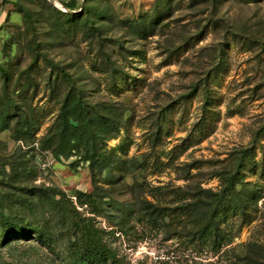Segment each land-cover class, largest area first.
Masks as SVG:
<instances>
[{
    "label": "rangeland",
    "instance_id": "obj_1",
    "mask_svg": "<svg viewBox=\"0 0 264 264\" xmlns=\"http://www.w3.org/2000/svg\"><path fill=\"white\" fill-rule=\"evenodd\" d=\"M63 1L0 12V264H264V0Z\"/></svg>",
    "mask_w": 264,
    "mask_h": 264
},
{
    "label": "trees",
    "instance_id": "obj_2",
    "mask_svg": "<svg viewBox=\"0 0 264 264\" xmlns=\"http://www.w3.org/2000/svg\"><path fill=\"white\" fill-rule=\"evenodd\" d=\"M52 1V0H49ZM8 4V0L4 1V5ZM62 5L65 7V11H61V10H56V13L58 15V20H62L63 18L66 19V22L69 24H72L73 22H75L76 24L79 22H83L81 24V26L83 27H89L90 29H93V26H89L92 25L91 22H89V18H88V14L89 11L86 8V6L82 5L81 0H68V1H63ZM67 11V12H66ZM20 12H23L22 10H20ZM85 17V19L83 18ZM83 18V19H82ZM82 20V21H81ZM78 25V24H77ZM94 31H96V29H93ZM8 58V57H7ZM5 59L4 62L9 63L10 61H8V59ZM4 63H2L0 61V76L1 78H3L4 76H6L7 72L6 69L4 68ZM6 86V85H4ZM19 110L14 103L9 102L8 105H6V112L5 114L3 112H0V120L2 122L3 125L7 124L9 122V115L11 113H13V111ZM14 111V112H15ZM15 117H19L20 115L16 114L13 115ZM104 151V150H103ZM100 152H102V150H100ZM107 153V151H104ZM97 150L95 149V146L93 145V147H89L88 151L86 150V152H80V157L82 158V156H85V159H87V161L91 162L94 161V156L97 155ZM77 199H78V203H80L81 205L86 204V198H89L90 196L86 193H81L78 192L77 193ZM11 220L8 219H1L2 222V227L4 228V230L2 231V237L7 236L10 233H18V234H23V236L28 237L31 236L30 234L23 232L19 229H7L8 224H13L10 222ZM30 228L32 229L33 233L32 235H36L38 234L39 236H42V232H44L43 230L46 228L45 225L41 224L40 222L37 223H32L30 225ZM76 235H77V240H84L85 242L81 245V247L79 248L80 250V258H81V263L80 264H94L93 262V254L91 253V247L88 241V230L86 228V226H80L79 228L76 229ZM49 237V236H48Z\"/></svg>",
    "mask_w": 264,
    "mask_h": 264
},
{
    "label": "water",
    "instance_id": "obj_3",
    "mask_svg": "<svg viewBox=\"0 0 264 264\" xmlns=\"http://www.w3.org/2000/svg\"><path fill=\"white\" fill-rule=\"evenodd\" d=\"M3 5H4V1H2L1 5H0V12H1V10H2ZM62 6H63V5H62ZM63 9L66 10L64 6H63Z\"/></svg>",
    "mask_w": 264,
    "mask_h": 264
}]
</instances>
